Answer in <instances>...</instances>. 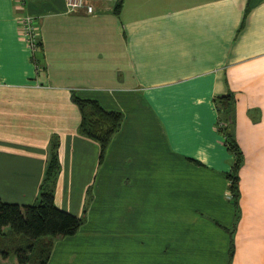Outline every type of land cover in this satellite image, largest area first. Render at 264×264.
Returning <instances> with one entry per match:
<instances>
[{
  "label": "crops",
  "instance_id": "1",
  "mask_svg": "<svg viewBox=\"0 0 264 264\" xmlns=\"http://www.w3.org/2000/svg\"><path fill=\"white\" fill-rule=\"evenodd\" d=\"M20 1L0 0V201H34L55 136L53 203L85 207L45 264H264V0H122L118 15L116 0H85L92 14ZM20 15L36 20L33 56ZM72 92L123 115L99 164ZM223 122L242 157L236 210Z\"/></svg>",
  "mask_w": 264,
  "mask_h": 264
},
{
  "label": "trees",
  "instance_id": "2",
  "mask_svg": "<svg viewBox=\"0 0 264 264\" xmlns=\"http://www.w3.org/2000/svg\"><path fill=\"white\" fill-rule=\"evenodd\" d=\"M121 3L122 0L115 1L112 8L114 15H118ZM38 46H40L39 42ZM70 101L79 113L76 133L97 146L99 164L104 158L112 136L120 127L123 115L118 111L103 109L95 100L79 98L74 92L70 93ZM231 102L230 95L213 100L215 109L222 114L229 111ZM218 131L223 138V146L232 158L230 171L225 178L228 181L230 202L236 210L237 171L242 162L241 152L231 130L224 122ZM58 145L57 138L52 136L46 146L42 180L36 198L30 205L7 204L0 201V258L2 260L11 255L14 258V264H45L52 241L73 235L84 222L85 207H83L82 215L75 217L57 209L53 203V189L60 169Z\"/></svg>",
  "mask_w": 264,
  "mask_h": 264
},
{
  "label": "built area",
  "instance_id": "3",
  "mask_svg": "<svg viewBox=\"0 0 264 264\" xmlns=\"http://www.w3.org/2000/svg\"><path fill=\"white\" fill-rule=\"evenodd\" d=\"M18 1V2H17ZM66 12H82L84 14H92L93 8L85 0H64ZM16 9L21 11L22 2L15 0ZM18 35L25 45L30 56L39 52L37 24L34 17L29 15H20L16 19Z\"/></svg>",
  "mask_w": 264,
  "mask_h": 264
},
{
  "label": "rangeland",
  "instance_id": "4",
  "mask_svg": "<svg viewBox=\"0 0 264 264\" xmlns=\"http://www.w3.org/2000/svg\"><path fill=\"white\" fill-rule=\"evenodd\" d=\"M218 221H220V223H221V225H223V229L226 231H224L223 229V232L224 233H227L228 234V236L230 235L229 233L231 232V230H232V221H231V219H228V218H225V220H218ZM98 259V258H97ZM0 264H14V258L11 256V255H9L6 259H4V260H2L1 258H0Z\"/></svg>",
  "mask_w": 264,
  "mask_h": 264
}]
</instances>
